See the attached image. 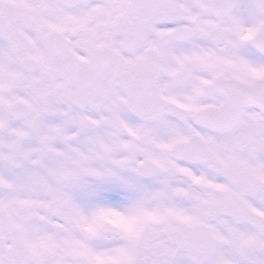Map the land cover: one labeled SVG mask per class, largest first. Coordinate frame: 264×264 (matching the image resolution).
Masks as SVG:
<instances>
[{
  "label": "snow or ice",
  "instance_id": "1",
  "mask_svg": "<svg viewBox=\"0 0 264 264\" xmlns=\"http://www.w3.org/2000/svg\"><path fill=\"white\" fill-rule=\"evenodd\" d=\"M0 264H264V0H0Z\"/></svg>",
  "mask_w": 264,
  "mask_h": 264
}]
</instances>
